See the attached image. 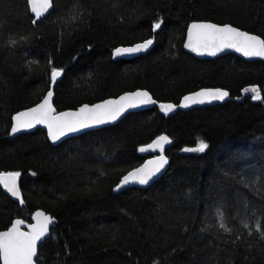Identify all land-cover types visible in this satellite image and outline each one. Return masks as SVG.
I'll use <instances>...</instances> for the list:
<instances>
[{"label":"trees","instance_id":"1","mask_svg":"<svg viewBox=\"0 0 264 264\" xmlns=\"http://www.w3.org/2000/svg\"><path fill=\"white\" fill-rule=\"evenodd\" d=\"M34 19L28 0H0V173H20L24 198L0 188V232L41 209L53 222L37 264H264V93L244 91L264 90V61H201L183 48L194 22L264 39V0H52ZM148 39V54L114 60L117 48ZM53 84L60 112L140 89L160 103L202 89L245 100L131 113L57 147L41 129L7 139L13 116ZM162 135L171 140L167 172L148 189L116 193L155 156L140 149ZM200 140L205 152L183 151Z\"/></svg>","mask_w":264,"mask_h":264},{"label":"snow or ice","instance_id":"2","mask_svg":"<svg viewBox=\"0 0 264 264\" xmlns=\"http://www.w3.org/2000/svg\"><path fill=\"white\" fill-rule=\"evenodd\" d=\"M31 11L35 14L36 20L52 7V0H28ZM161 27L160 22L153 26V30ZM153 43L152 39H148L141 44H137L131 48H118L115 55L132 54L146 51ZM185 47L191 48L199 55H216L217 51L225 48H234L236 51L242 52L245 56H258L264 58V39L247 32L241 31L231 25H216L211 23H193L188 30V43ZM61 73L55 69L52 70L51 80L55 83ZM253 93V100H260L261 91L257 87H251L244 90ZM53 93L49 91L41 104L31 108L25 112H20L13 117L14 123L11 129L13 134L28 128L35 127L37 124H45L49 130V137L55 143L69 133L78 132L85 128L94 127L100 124L110 123L117 120L128 108L139 107L144 104L156 103L147 92H135L120 97L119 100H108L92 107L84 105L78 112H65L53 115L55 109L51 106V97ZM229 93L221 89L202 90L191 96L184 97V102L179 107L186 108L194 103H211L214 100L223 101L228 97ZM176 108L173 104H160V109L167 115ZM171 143L167 136L158 137L149 148L155 150L159 148L163 153V145ZM209 145L200 140L195 148L186 147L185 152L203 153L208 149ZM146 149L141 148L143 152ZM166 157L161 154L155 161H149V164L142 168L130 172L124 176L121 183L115 189L119 191L121 187L130 182H136L141 185L148 184L149 181L161 171L167 164ZM19 172L0 173V184H2L12 196L20 199V190L17 186V178ZM23 203V200L20 199ZM218 215L223 217V213L218 211ZM37 223L30 226L27 232L20 231L22 220H17L12 227L0 232V264H35L37 257V245L45 236L49 235V224L53 222L52 218L45 216L43 213L36 214ZM42 218V219H40ZM225 231L229 229L224 223L220 224Z\"/></svg>","mask_w":264,"mask_h":264},{"label":"water","instance_id":"3","mask_svg":"<svg viewBox=\"0 0 264 264\" xmlns=\"http://www.w3.org/2000/svg\"><path fill=\"white\" fill-rule=\"evenodd\" d=\"M31 8V7H30ZM52 11V7L50 9H48V11L46 13H44L40 19H38L37 21H40L42 19H44L45 17H47L50 12ZM32 12V11H31ZM32 14L35 16V14L32 12ZM36 18V17H35ZM194 23H211V22H194ZM193 24V23H192ZM191 24V25H192ZM211 24H214V23H211ZM218 25V24H216ZM220 26H223V25H220ZM190 27V26H189ZM238 29V28H237ZM189 30V28H188ZM188 30H187V33H186V39H185V43H184V51L186 53H189L190 55L194 56L196 59L198 60H201V61H207V60H216L218 59L219 57L221 56H224L226 54H234L238 57H240L241 59H243L244 61L248 62V63H253V62H259V61H264V58H261V57H258V56H253V57H249V56H245L242 52L240 51H236L234 48H225L223 49L222 51H217L216 52V55H207V54H204V55H199L196 51H193L191 50V48L189 47H185V45L188 43ZM240 30V29H239ZM242 31V30H241ZM245 32V31H244ZM252 35V34H251ZM258 37V36H257ZM260 38V37H259ZM262 39V38H261ZM143 43V42H142ZM138 44H141V43H138ZM137 44L135 45H131V46H121L119 48H131V47H135ZM154 47V42L152 43V45L146 50V51H141V52H137V53H132V54H125V55H120V56H117L115 55V51H114V54H113V58L114 60H132V59H135V58H138L140 57L141 55H146L148 54ZM118 49V48H117ZM61 73V72H60ZM61 77L58 76L56 81L59 80ZM55 81V82H56ZM202 90H214V89H202ZM202 90H199L197 92H200ZM221 90H224V89H221ZM53 93L52 97H51V106L52 108L55 109V112L53 113V115H57V114H60V113H65V112H78L79 109L81 107H79L78 109L76 110H66V111H58L55 107V92H54V84L52 85L51 89L49 90ZM48 91V92H49ZM138 91H141V92H147L151 98L156 102L154 104H144V105H140L139 107H134V108H128L127 111H125L117 120L113 121V122H110V123H105V124H100V125H97V126H94V127H90V128H85V129H82L81 131H78V132H73V133H69L65 136H61V138L59 140H57L55 143H53V141L50 139L49 137V130H48V127L45 125V124H37L35 127H32V128H28V129H24V130H21L15 134H13L11 132V129H12V126H13V123H14V120L12 119V126H11V129H10V133H9V136L7 139L9 140H12V139H15L16 137L18 136H21L23 134H31L39 129L41 130H44L47 132V135H48V139H49V142L54 146V147H57L59 145H61L63 142H65L66 140H69L71 138H75V137H79V136H82L84 134H87L89 132H92V131H97V130H100V129H103V128H107V127H111V126H115L117 124H119L124 118H126L128 115H130L131 113H138V112H142V111H147V110H150V109H154V108H157L161 111L160 109V104H173L176 106L175 110L172 111V112H169L167 115H175L177 114L178 112H188V111H191V110H194V109H197V108H205V107H211V106H216V105H221V104H225L227 102H237V103H242L244 100H245V97H243L242 99H239V98H232L230 96V93L229 91L227 90H224V91H227L229 93L228 97H226L223 101H220V100H214L212 101L211 103H194V104H190L188 107L186 108H183V107H179V105H181L183 102H184V98L180 101V103L178 104H174V103H160L158 101H156L152 94L147 91V90H136L134 92H130V93H125L119 97H116V98H109V99H106V100H103V101H100L98 103H95V104H85V105H88L89 107H92L96 104H101L105 101H108V100H119L120 97L122 96H125V95H129V94H132V93H135V92H138ZM261 91V95L264 93V90H260ZM47 92V93H48ZM197 92H194L192 94H189L187 96H191V95H194L195 93ZM47 96V94L45 95V97ZM45 97L41 100V102H39L37 105L31 107V108H34L36 106H38L39 104H41L43 102V100L45 99ZM186 97V96H185ZM29 108V109H31ZM29 109H26V110H23L21 112H25ZM20 113V112H19ZM161 113L164 114V112L161 111ZM18 114V113H17ZM16 114V115H17ZM15 116V115H14ZM13 116V117H14ZM165 136V135H164ZM170 140V139H169ZM171 141V140H170ZM153 144V143H152ZM150 144V145H152ZM171 143H167V144H164L163 145V153H161L160 149L159 148H156L155 150L149 148V145L144 147V149H146L145 151H143V153H153L155 154L154 157L152 158H149L148 160L145 161V163L140 166L139 168H142L144 167V165L146 164H149V161H155L161 154H163L165 157H166V151L167 149L170 147ZM167 161H168V158L166 157ZM169 168V162H167V164L164 165V167L161 169V171L159 173H157L150 181L148 184H145V185H141L139 183H136V182H130L128 183L127 185H124L123 187H121L119 189V191H116V193H120V192H123L124 190L126 189H129V188H133V187H136V188H142V189H148L153 183H155L157 180H159L168 170ZM136 170V169H134ZM133 170V171H134ZM132 172V171H131ZM17 186L20 190V199L23 200V203L20 202V199H18L17 197H14L11 195L10 192L7 191V189H5V187L0 184V188L3 190V192L8 196L10 197L13 201L15 202H18L20 203L21 205H24V198H23V192H22V189H21V184H20V179L19 177L17 178ZM40 212V213H43L45 216H49L51 217V215L47 214L45 211L39 209L37 210L33 216H32V222H26L24 221L23 219L21 218H17L13 221L12 225L15 223V221L17 220H22L23 221V224H21L19 227H20V231L22 232H27L30 230V226L31 225H34L37 223V218H36V214ZM52 218V217H51ZM42 219V218H40ZM53 220V219H52ZM12 225L9 227V229L12 227ZM51 224H49V235L45 236L44 238H42L41 241L38 242V245H37V256H38V249L39 247L41 246L42 243H44L49 237H50V234H51ZM7 229V230H9ZM6 230V231H7ZM35 259V264H37L36 262V259L37 257L34 258Z\"/></svg>","mask_w":264,"mask_h":264}]
</instances>
